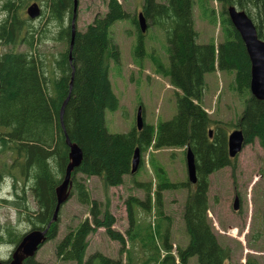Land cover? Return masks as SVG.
<instances>
[{
  "label": "trees",
  "instance_id": "obj_1",
  "mask_svg": "<svg viewBox=\"0 0 264 264\" xmlns=\"http://www.w3.org/2000/svg\"><path fill=\"white\" fill-rule=\"evenodd\" d=\"M209 1L212 0H200L198 9L207 12ZM214 1L220 4L221 11L217 17L211 8V15L215 16L209 20L213 24L218 20L221 40L216 42L212 38L198 43L193 19L194 0H166L164 3L143 0V18L159 25L166 34L169 67H159V70L177 90L176 113L156 124L143 120L140 129L133 126L125 133H111L105 125V111L119 108L109 76L110 62H118L119 50L109 30L116 21L129 17L122 4L118 0H106L103 16H94L84 30L76 29L69 52L74 0H0V42L28 47V51L0 54V179L10 178V181L6 178L9 194L2 202L10 203L20 214L27 208L26 193L30 192L36 209L33 216L27 215L26 221L32 229H44L56 205L55 188L61 183L68 163L66 138L76 143L82 152L79 166L71 173L69 197L74 193L80 203L90 205L91 218H85L57 243L55 251L61 260L76 264H95L96 261L98 264H124L120 258L113 259L99 252L84 261L88 236L97 228H104L111 240L119 242L121 249L127 239L113 228V215L107 209L101 211L97 201L90 198L83 176H97L108 188L123 185L125 177H134L142 164L140 157L137 170L131 173L135 149L141 156L150 147L184 148V152L189 148L196 171L193 184L188 180L171 182L165 172L160 171L162 179L152 193L157 207L161 205L162 191L180 186L188 190L182 211L188 242L174 255L169 251L165 236L166 254L161 264H188L191 257H195L198 264H224L230 258V248L218 242L208 218V177L232 164L227 151V135L233 129L242 131L245 144L257 140L264 153V102L249 94V58L226 9L233 5L245 11L254 23L258 38L264 41V0ZM34 2L42 6L38 17L59 25L53 40L65 45L64 50L47 61L39 60L34 53V46L41 41L39 31L42 29L35 24L38 17L31 19L26 13V8ZM67 17L70 21L66 24ZM132 22L137 28L133 57L139 63V57L145 54L144 33L140 32L135 17ZM216 70L231 73L230 87L240 99L243 97L244 106L235 123L211 118L202 106L204 75ZM77 174L81 177L77 178ZM133 183L144 189L145 199L129 195L125 201L130 226L136 220L133 205L148 208L153 187L134 178ZM56 222L51 223L46 240L55 237ZM7 232L0 231V245L7 240L5 237L16 245L22 234L9 229ZM126 232L128 234V229ZM158 232L157 237L161 236ZM135 236V233L130 234L131 242ZM151 241L154 243L152 238ZM152 245L157 251L155 244ZM23 264L46 263L31 257ZM243 264L259 263L248 256Z\"/></svg>",
  "mask_w": 264,
  "mask_h": 264
},
{
  "label": "rangeland",
  "instance_id": "obj_2",
  "mask_svg": "<svg viewBox=\"0 0 264 264\" xmlns=\"http://www.w3.org/2000/svg\"><path fill=\"white\" fill-rule=\"evenodd\" d=\"M118 1L129 17L116 21L109 30L112 41L119 50V60L115 63L110 62L109 71L113 91L119 100V108L115 111H105V125L111 133H125L135 126L136 111L140 104L142 117L146 123L156 124L170 119L176 113L177 96V90L159 70V67L165 69L169 67L165 31L159 25H154L151 20H143L146 29L140 32L144 33L145 54L139 57L140 62L136 63L133 49L136 44L137 28L132 18L138 20L143 0ZM165 1L156 0L161 3ZM198 2L200 3V0H194L193 6L194 26L198 32L197 42L206 43L212 38L216 42L220 41L218 20L215 24L210 23L212 21L209 20L215 16L211 15V8L218 17L221 11L220 4L214 0L209 1L207 12H203L198 9ZM40 8L42 9V6ZM105 12L106 0H77L76 29L84 30L94 16H103ZM35 20L36 26L42 27L39 31L41 41L34 46L35 50L33 48L30 50L31 52L34 50L35 57L39 60L47 61L64 50L65 45L53 40L59 30L57 23L47 22L46 19H41V16ZM253 20L257 22L256 18ZM69 21L67 17L65 23ZM22 50L28 51V47L23 44L5 45L0 42V54ZM232 79L231 73L217 70L204 75L202 106L211 118L229 123L237 121L244 101L242 96L240 99L238 93L231 89ZM140 157L142 164L137 173L134 177L126 176L123 185L108 188L97 176L87 178L83 176L90 198L97 201L101 211L107 209L113 215L115 218L113 228L123 233L127 239L124 248L121 249L119 242L111 240L104 228H97L88 236L84 261L91 254L99 252L113 259L120 258L124 264H129V261L130 264H161L160 261L166 254L163 246L165 236L170 245L169 251L174 255L179 248L187 244L188 238L182 221L183 205L188 191L186 187L180 186L162 191L160 207L156 206L152 194L157 188V183L162 179L163 174L160 171H164L171 182L187 181L184 148L150 147ZM231 159L233 165L218 169L208 177V218L218 242L230 248V258L224 264H243L248 256L255 258L259 264H264L263 149L255 140L245 144L238 155ZM4 177L10 181L9 177ZM80 177L81 175L77 174V178ZM6 178L0 179V231L8 233L9 229L15 234H23L32 230L26 220L27 215L33 216L36 209L35 202L27 191V208H23L20 214L10 203L2 202V198H6L10 190ZM133 178L141 183H150L153 187L148 208L140 204L133 205L136 220L133 226H130L125 201L129 195L145 199L144 189L135 186ZM235 195H238L237 210L233 208ZM89 208L90 205L80 203L72 193L60 209L55 237L45 241L38 248L34 258L46 264H76L74 261L61 260L56 255L55 246L68 232L75 230L81 221L91 218ZM157 232L161 236L157 237ZM133 233L136 236L131 242L129 236ZM5 239L7 242L0 245V258L7 260L16 245L8 242V237ZM152 244H155L154 248L157 251L153 249ZM95 264L98 262L96 261ZM188 264L198 263L195 257H191Z\"/></svg>",
  "mask_w": 264,
  "mask_h": 264
},
{
  "label": "water",
  "instance_id": "obj_3",
  "mask_svg": "<svg viewBox=\"0 0 264 264\" xmlns=\"http://www.w3.org/2000/svg\"><path fill=\"white\" fill-rule=\"evenodd\" d=\"M76 7L77 0H74L73 3V15L71 19V39L69 43V52L72 48L74 35L76 32L75 26V17H76ZM229 21L232 26L238 32L249 58L250 62V81H249V91L251 96L257 100H261L264 102V41L259 39L257 36V32L255 26L250 17L243 11L236 9L235 6L230 5L226 9ZM26 13L29 18L34 19L40 13V8L38 4L31 3L26 8ZM144 18L142 13L138 14V24L140 30L143 32L146 29ZM61 108V113H62ZM142 116L140 107L136 112L135 124L136 128L140 129L142 126ZM211 134V130H209V135ZM66 145L69 148L68 152V163L65 167L64 177L61 183L55 188V198L56 205L51 217V220L44 227V229H32L25 234L22 235L19 242L14 247L10 259L7 262L1 261L0 264H23V262L27 258L34 257L37 249L46 241L47 232L52 222H55L58 217V212L63 205L67 201L70 195V186H71V173L72 171L79 166L82 160V152L80 148L76 145V143L70 142L68 138H66ZM244 145V137L243 133L240 129H233L227 135V151L229 157H235L242 149ZM140 162V152L136 148L132 161H131V173H134L137 170V167ZM185 165H186V173L187 178L190 183L196 182V171H195V162L192 151L189 148H186L185 152ZM233 208L235 210L238 209V199L234 198Z\"/></svg>",
  "mask_w": 264,
  "mask_h": 264
},
{
  "label": "flooded vegetation",
  "instance_id": "obj_4",
  "mask_svg": "<svg viewBox=\"0 0 264 264\" xmlns=\"http://www.w3.org/2000/svg\"><path fill=\"white\" fill-rule=\"evenodd\" d=\"M235 197H237V199H238V195H235Z\"/></svg>",
  "mask_w": 264,
  "mask_h": 264
}]
</instances>
